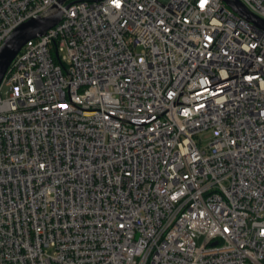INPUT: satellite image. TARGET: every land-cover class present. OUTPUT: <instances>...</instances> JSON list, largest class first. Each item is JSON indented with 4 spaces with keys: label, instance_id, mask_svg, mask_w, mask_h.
<instances>
[{
    "label": "built area",
    "instance_id": "obj_1",
    "mask_svg": "<svg viewBox=\"0 0 264 264\" xmlns=\"http://www.w3.org/2000/svg\"><path fill=\"white\" fill-rule=\"evenodd\" d=\"M57 9L0 84V264H264V30L223 0H0V44Z\"/></svg>",
    "mask_w": 264,
    "mask_h": 264
},
{
    "label": "water",
    "instance_id": "obj_2",
    "mask_svg": "<svg viewBox=\"0 0 264 264\" xmlns=\"http://www.w3.org/2000/svg\"><path fill=\"white\" fill-rule=\"evenodd\" d=\"M66 0H60L65 2ZM230 8L246 20L253 22L264 30V19L255 15L240 0H223ZM62 17V11L57 9L46 16H35L17 26L0 44V84L12 60L30 39L43 35L55 26Z\"/></svg>",
    "mask_w": 264,
    "mask_h": 264
},
{
    "label": "rangeland",
    "instance_id": "obj_3",
    "mask_svg": "<svg viewBox=\"0 0 264 264\" xmlns=\"http://www.w3.org/2000/svg\"><path fill=\"white\" fill-rule=\"evenodd\" d=\"M200 241H201L200 239H197V242H198V243H200Z\"/></svg>",
    "mask_w": 264,
    "mask_h": 264
}]
</instances>
